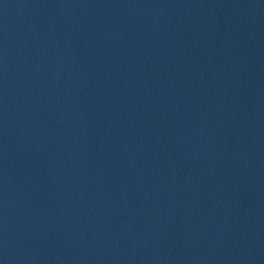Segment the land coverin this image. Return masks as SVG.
<instances>
[{
    "label": "water",
    "instance_id": "water-1",
    "mask_svg": "<svg viewBox=\"0 0 264 264\" xmlns=\"http://www.w3.org/2000/svg\"><path fill=\"white\" fill-rule=\"evenodd\" d=\"M0 264H264V0H0Z\"/></svg>",
    "mask_w": 264,
    "mask_h": 264
}]
</instances>
